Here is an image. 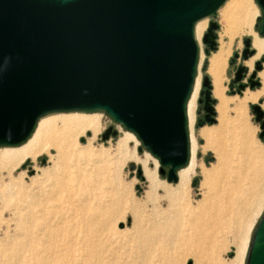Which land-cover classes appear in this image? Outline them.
Segmentation results:
<instances>
[{
  "label": "water",
  "instance_id": "obj_1",
  "mask_svg": "<svg viewBox=\"0 0 264 264\" xmlns=\"http://www.w3.org/2000/svg\"><path fill=\"white\" fill-rule=\"evenodd\" d=\"M225 1L0 0V147L26 141L49 113L98 109L134 133L158 159L159 173L176 182L189 159L186 103L198 54L194 26ZM256 3L263 37L264 0ZM217 28L211 21L202 35L210 50L216 49ZM243 43L248 47L251 39ZM243 69L238 67L234 81ZM201 84L198 102L205 116L199 126L213 122L215 113L208 77ZM251 108L264 140V109ZM116 134L109 127L101 139ZM244 264H264V208Z\"/></svg>",
  "mask_w": 264,
  "mask_h": 264
},
{
  "label": "rangeland",
  "instance_id": "obj_2",
  "mask_svg": "<svg viewBox=\"0 0 264 264\" xmlns=\"http://www.w3.org/2000/svg\"><path fill=\"white\" fill-rule=\"evenodd\" d=\"M253 2L256 6L257 17L253 23L252 29L259 37H261L259 35V27L261 25L262 12L256 3V0H253ZM222 6L215 14L198 20L206 21V26L199 38L196 37L195 32L193 33L194 40L198 47L195 77L200 73L201 80L199 91L203 89L201 84L203 77L206 76L210 80L212 87L211 98L214 99L212 105L215 113L211 116L214 119L213 122H203L201 126L198 125L197 122L199 119L204 120L202 114L205 112L203 110V102H198V99H203V96H200L198 92L193 123L189 122L186 115L187 134L189 138V158L191 155V135L194 137L197 147L195 154L196 166L194 168V173L190 178L188 190L185 191V194L183 193V196H181L176 203L169 205L170 202L165 198L163 189L159 188L155 195L150 200H147L145 194L148 190V183L143 174V166L139 161L134 159L125 161L119 167L110 163L105 166L106 168H104L103 172L102 169H100L96 174L100 186L95 192L100 195L99 198H101V200L95 198L90 200V203H86L83 201L84 199H80L79 194H74L75 185L73 186L72 182L67 183L65 187L60 188L59 191L58 189L55 192L53 191L55 190L53 187L54 174L51 173L50 170L53 163V158L51 159V156L55 154L53 149H49L47 152H41L35 158H26L12 168L8 169L7 167H0V264H41V262L36 259H32L33 257L30 256V252L28 251L23 252L21 259L17 262L7 260L5 255H3L4 250L9 247L11 241H13L17 234L20 235L19 233L21 230H19L18 227H28L31 225L30 221H35V225L32 226L31 232L33 235H40L42 232L40 230L42 225L50 223L54 225V230L53 237L49 238V240L64 244L70 242L75 249H85L89 251L97 264L102 262L106 264H116V262H122V259H134L138 264L228 263V261L234 256L235 251V246L230 244L233 238L232 226L227 227V225L220 224L217 231L213 234L214 238L212 241H209L208 234H205L202 253L201 251L196 250L195 247L191 246L194 242H191L190 244L185 240L186 232H184L183 235L178 229H176L179 227H185L187 220L191 218V213L194 208L193 206H196V201L202 197L204 189H201L199 185L202 181V167L203 169H209L212 164H215L216 162V157L212 149L205 150L203 148L205 145V139L200 135V130L209 128L215 130L214 128H218V112L216 110L218 100L212 94V80L207 73L208 57L212 52L217 50V48L215 50L208 49L202 41V35L206 32L209 22H215L218 25V28L215 30L216 47H218L220 33L223 29V23L220 19V10ZM243 38H250L252 44V37L246 33H239L234 36L231 41L230 53L226 60L224 77L222 80V85L225 87L224 94L231 98L235 96L241 97L245 90L255 91L264 88V69L258 71L255 78V80L259 82V85L253 87L247 85L244 89H239V86L242 85V83L240 81H234L238 65L243 66L247 70L246 75L244 76V81H246L249 74L253 70L255 71V61L258 60L259 57H264V53H261L253 59L250 57L249 59L242 61L239 56L235 60L234 55H240L243 47ZM261 38L264 39V36ZM223 39L225 42L229 41L228 37H224ZM206 48L208 52L205 51ZM253 50L254 54H256V50L254 48ZM201 55L202 59L200 58ZM249 60L253 62L249 64ZM232 82L234 84L231 87L230 85ZM252 105H259L261 109H264V93L260 95L255 102H248L246 105L247 107L245 108V122L247 130L251 136V144L254 145L256 150L260 148L261 151H264V140L259 138V134L262 131L261 123L260 121H256V115L251 108ZM227 109L226 112L228 113L225 114L228 120L231 121L234 117L232 105L230 104ZM70 114L97 116L100 119L99 128L95 134H92L90 130H85L76 138L75 142L77 147H85L88 145V141L91 140V148L92 150H95V152L108 149L111 154H113L119 137L127 133L128 136L131 137L128 145V152H136V157L139 156L138 158L140 159L147 156V164L149 168H153L156 163L157 176L161 181L173 186L177 183L168 182L166 177L162 176L158 171L160 167L158 159L143 146L140 139L120 123L116 122L103 110L96 109L81 112L67 111L49 113L44 117ZM109 127L116 130L117 134L115 136L110 135L106 140L101 139V135ZM228 127L230 129H228ZM231 127V125H227V129L225 127V136H230L228 130H232ZM81 138H83L82 141ZM228 141L229 140H227L224 147L226 148L225 151L228 152H226V156L224 155L222 158V167L219 169L220 176L218 175L219 179L218 177L217 179L219 181L217 182H219L220 185H223L224 180L228 181L227 183L231 187L229 190V196L234 199V202L239 201V195L236 194V192L240 194L242 191L244 193L243 196L247 198V200L249 198L253 199V193L252 191L249 192L250 190L248 189L253 187L254 191H256L260 188L261 180L259 175L255 172L262 170L264 166V156L258 157L259 159H254V157L251 159V156L242 154L240 150L238 151L240 148L237 147L233 150L230 146L231 141ZM21 144L12 147H0V149H15L21 146ZM260 149L259 152H261ZM241 159H243L242 163L240 161ZM236 164H238V167H235ZM138 169L141 171L140 175L137 174ZM42 170H46L47 173H42ZM262 171L264 173V170ZM227 175L228 178L226 177ZM236 183H238V187H236ZM237 188H239V190ZM60 191L63 192L60 193ZM99 205L105 207L103 212H97L96 209H94L95 207L98 209ZM256 205L257 206H255L249 214V219L251 220L248 222L250 227L245 235V237H247L245 242L246 250L252 230L264 208V187ZM1 207L3 208L1 209ZM86 208H88L89 211H87ZM178 211H181V214ZM29 215L31 219L29 218ZM82 219L88 220L89 222L93 221V227L86 231V228L81 226ZM133 222L136 225H134ZM173 227H175L174 230ZM17 230L19 231L17 232ZM246 250H244L242 264H244ZM7 261L9 262L6 263Z\"/></svg>",
  "mask_w": 264,
  "mask_h": 264
},
{
  "label": "bare ground",
  "instance_id": "obj_3",
  "mask_svg": "<svg viewBox=\"0 0 264 264\" xmlns=\"http://www.w3.org/2000/svg\"><path fill=\"white\" fill-rule=\"evenodd\" d=\"M255 7L253 0H226L220 10V19L223 23V29L220 33L219 44L218 47H216L217 50L212 52L208 57L207 66V73L210 75L213 85L212 94L218 100L216 105V110L218 112V128H214L215 130L210 128L200 130V135L205 139V145L203 148L205 150L212 149L216 157V162L215 164H212L209 169H203L202 167V181L199 184L200 188L204 189L202 197L196 201V206H193L194 208L191 213V218L187 220L185 227L176 228L183 235L184 232H186L185 240L190 244L191 242H194L191 246L195 247L196 250H199L202 253L205 234H208V240L212 241L214 238L213 234L217 231L220 224L227 225V227L232 226L233 238L230 244L235 246V251L234 256L227 264H242V257L244 255V250H246L245 242L247 237H245V235L250 227L248 222L251 220L249 219V214L255 206H257L256 204L264 187V173L262 171L264 170V166L263 168L261 167V171L255 172L259 175L261 180L260 188H256L257 190L255 189L258 192L254 191L253 187L248 189L250 190L249 192L252 191L253 199L249 198L250 200H247V198L243 196L244 193L242 191L240 194L236 192V194L239 195V201L234 202V199L229 196V190L231 187L227 183L228 181L224 180L223 185H220L219 182H217L219 181V169L222 167V158L224 155L226 156V152H228L225 151L226 148H224L227 140L231 141L230 146L233 150L238 147L240 148L238 151L240 150L242 154L251 156V159L253 157L256 159L260 156H264L263 150L261 151L259 148L261 151L259 152V149L256 150L254 145L251 144V136L247 130L245 122V108L247 107V103L255 102L259 96L264 93V88L255 91L245 90L241 97L235 96L231 98L224 94L225 87L222 85L226 60L230 53V45L234 36L239 33H246L252 37L251 46L256 50V54L252 59L259 54L264 53V39L259 37L252 29L253 23L257 17ZM205 26V20L195 23L194 32L197 38L201 36ZM224 37H228L229 41L225 42L223 39ZM200 58L202 59V55ZM251 60L248 61L249 64L253 62ZM200 77L201 75L198 73L194 79L193 87L186 103V115L190 123H193L195 118L196 101L201 80ZM230 104L232 105V110L234 112V117L231 121L228 120L225 114L228 113L226 112V109ZM99 121L100 119L97 116H81L79 114L58 115L54 117L43 116L36 123L30 137L24 141L21 146L15 149H0V167H7L8 169L12 168L26 158H35L39 153L53 149L55 154L51 156V159L53 158V163L50 168L51 173L54 174L53 187L55 190L53 191L55 192L57 189L59 191V189L65 187L67 183L72 182L73 186L75 185L74 194H79L80 199H84V202L90 203V200L95 198L101 200V198H99L100 195L95 192L100 186V182H98L96 178V174L100 169H102L103 172L104 168H106L105 166L110 163L119 167L125 161L134 159L139 161L143 166V174L148 183V190L145 194L147 200H150L159 188L163 189L165 198L170 202L169 205L176 203L181 196H183V193L185 194V191L188 190L190 178L194 173V168L196 166L195 154L197 146L192 135L190 138L191 155L189 161L183 166V168L181 167V169L179 168L177 170L178 172H176V174L178 175V181H176L177 183L173 186L171 184H166L158 178L156 163L153 168L148 167L147 156L140 159L138 158L139 156L136 157V152H128V145L131 137L128 136L127 133L119 137L113 154H111L108 149L95 152V150H92L91 148V140L88 141L87 146L77 147L75 142L76 138L85 130H90L92 134H95L99 128ZM227 125L232 126V130H228V133L230 134L228 137L225 136V127L227 129ZM228 129L230 128L228 127ZM243 159L240 160L241 163ZM237 165L238 164H236L235 167ZM42 173H47V171L42 170ZM226 177L228 178V175ZM237 184L238 183H236V187H238ZM237 189L239 190V188ZM62 192L60 191V193ZM2 208L3 207H1V209ZM94 209H96L97 212H103L105 207L99 205L98 209L97 207ZM86 210L89 211L88 208H86ZM179 213L181 214V211ZM29 218L31 219L30 215ZM30 223L31 225L28 227L17 225L19 226L18 229L21 230L19 233L20 235L17 234L9 244V247L4 250L3 255H5L7 260L17 262L21 259L22 253L28 251L30 252V256L33 257L32 259H36L41 262V264H97L89 251L82 248L75 249L70 242L64 244L49 240V238L53 237L54 225L50 223L43 224L40 229L42 231L41 234L33 235L31 232L32 226L35 225V221H30ZM81 226L88 231L93 227V221L89 222L88 220L82 219ZM174 229L175 227H173V230ZM19 230H17V232ZM8 262L9 261L6 263ZM100 264L106 263L102 262ZM116 264L138 263L134 261V259H122V262H116Z\"/></svg>",
  "mask_w": 264,
  "mask_h": 264
},
{
  "label": "flooded vegetation",
  "instance_id": "obj_4",
  "mask_svg": "<svg viewBox=\"0 0 264 264\" xmlns=\"http://www.w3.org/2000/svg\"><path fill=\"white\" fill-rule=\"evenodd\" d=\"M244 40H245V38H243L242 39V42H244ZM246 53V56H244L243 55V53ZM254 50H253V47L251 46V45H249L248 47H246L245 46V44L243 43V47H242V49H241V52H240V55L239 54H237V56H234V58H235V60L240 56V58L242 59V61H245V60H247V59H249L250 57L252 58L254 55ZM256 63H255V65H254V67L257 65V62H259V65H260V69H256L255 68V71L253 70L250 74H249V76L246 78V81H244V76L246 75V72H247V70L244 68L241 72H240V74H239V76H240V79H239V81L242 83V86H243V89L248 85L249 87H250V85H251V83L252 82H257L256 80H255V78H256V76H257V72L258 71H260L261 69H264V57H259V59L258 60H256L255 61ZM238 67H239V65L237 66V68H236V71H237V69H238ZM255 74V76L254 77H252V74ZM233 82L231 83V87L233 86ZM239 85V84H238ZM255 86V85H254ZM238 87V86H237ZM205 116V112L202 114V117H204Z\"/></svg>",
  "mask_w": 264,
  "mask_h": 264
}]
</instances>
